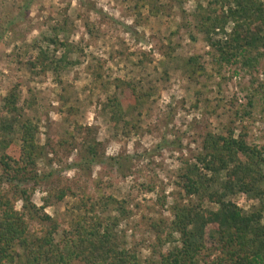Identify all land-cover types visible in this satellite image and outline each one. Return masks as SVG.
<instances>
[{
  "label": "rangeland",
  "instance_id": "obj_1",
  "mask_svg": "<svg viewBox=\"0 0 264 264\" xmlns=\"http://www.w3.org/2000/svg\"><path fill=\"white\" fill-rule=\"evenodd\" d=\"M157 1L164 7L163 14L139 25L135 0H0V118L9 117L4 98L18 86L22 115L39 122L38 144L43 153L34 171L44 180L36 186L29 184L33 204L43 207L50 196L51 206L45 212L60 224V240L85 201L96 202V208L110 197L124 202L123 214L109 206L104 213L98 210L97 217L107 222L118 219L119 242L137 251L143 261L157 241L153 225L171 224L172 208L188 203L182 177L203 152L205 137L225 134L229 126L236 127L237 136L241 128L236 114L250 99L254 101L252 116L243 125L248 128V142L264 149V94L256 92L264 83V66L258 73L246 74L234 64L221 63L197 29L196 17L207 9V0ZM142 13L150 15L147 10ZM86 21L94 36L84 26ZM64 27L71 32L59 31ZM171 34L173 62L165 56ZM222 34L215 40H225ZM56 38L83 50L68 58H79L80 64L58 76L50 71L42 74L39 68L31 73L27 64L36 57L37 46L49 48L57 58L62 56L63 49L47 43ZM143 55L152 62L142 67L138 63ZM192 57H198V67H202L195 81L185 72ZM98 60L106 62L101 89L93 87L89 71ZM130 78L146 80L155 87L154 94L145 110L127 116L135 125L133 130H117L104 106L117 91L113 81ZM59 80L69 88L70 100H76L72 116L68 109L73 102L62 107ZM123 92L117 96L128 101ZM30 97L33 109L26 108ZM93 140L101 146V155L118 158L120 164H94L90 171L77 168L76 162L86 155ZM20 145L16 139L7 153L19 156ZM62 190L67 196L58 201L56 195ZM191 200L198 204L196 198ZM238 203L248 211L260 207L258 201L248 202L245 197ZM15 207L20 211L22 203ZM31 225L34 232L41 229L39 221Z\"/></svg>",
  "mask_w": 264,
  "mask_h": 264
},
{
  "label": "trees",
  "instance_id": "obj_2",
  "mask_svg": "<svg viewBox=\"0 0 264 264\" xmlns=\"http://www.w3.org/2000/svg\"><path fill=\"white\" fill-rule=\"evenodd\" d=\"M207 2V9L196 19L197 29L208 45L219 55L221 63L234 64L246 74L258 73L264 66V2ZM144 10L149 11L148 17L142 13ZM134 11L138 15L137 24L146 25L151 16L159 18L164 7L157 0H135ZM84 26L91 36L95 35L87 21ZM59 31L71 32L66 27ZM219 33L226 39L215 40ZM172 36L168 38L169 47L165 52L169 62L174 60ZM47 43L63 49L64 53L57 58L49 48L33 47L38 53L27 64L31 73L39 68L42 74L50 71L58 76L80 64L79 58L76 61L68 59L72 53H83L79 46L72 48L69 42L57 38L48 39ZM198 61V57L187 61L185 72L189 80L195 81L202 72ZM148 62L152 60L143 55L138 64L143 67ZM105 65V61L98 60L89 67L95 89H101L105 82ZM58 82L62 107H67L73 102L68 97L69 88L63 81ZM113 84L118 92L123 90L129 100L123 101L116 91L104 110L110 113L115 129L132 127L130 130H133L135 125L127 116L148 107L155 87L146 80L134 78L115 79ZM256 92L264 94V83ZM19 102L20 89L15 86L4 98L3 108L9 117L0 118V264H264V149L248 142V128L243 125L244 119L252 116L253 99L236 114L241 128L237 136L236 127L229 126L225 134L209 133L205 137L203 152L182 177L188 203L172 208L171 224L153 225L157 241L146 261L137 251L119 242L115 232L118 219L107 222V218L97 217L98 210L104 213L109 206H115L114 210L122 214L125 212L126 204L113 197L104 204H97L99 208L96 202L83 198L84 204L77 209L80 215L71 228L63 232L62 239H57L60 224L45 212L51 206L50 196L44 199L43 207H37L31 200L29 184L36 186L44 180L34 171L43 151L38 144L39 122L23 116ZM75 102L68 109L71 116ZM33 105L31 97L26 99V108L33 109ZM237 123L234 122V126ZM16 139L21 142L20 155L12 156L7 150L13 148ZM100 147L99 143L91 141L86 155L75 166L90 171L94 164H120L118 158L107 159L101 155ZM66 196L67 192L62 190L56 199L63 201ZM244 197L248 202L258 201L260 207L255 211L246 210L238 203ZM192 198H196L198 204ZM17 202L22 203L20 211L15 207ZM207 204L218 209H209ZM31 221H39L41 229L34 232Z\"/></svg>",
  "mask_w": 264,
  "mask_h": 264
}]
</instances>
